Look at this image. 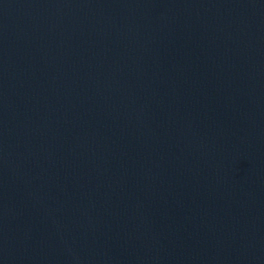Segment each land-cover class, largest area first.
<instances>
[{
  "label": "water",
  "instance_id": "95a60500",
  "mask_svg": "<svg viewBox=\"0 0 264 264\" xmlns=\"http://www.w3.org/2000/svg\"><path fill=\"white\" fill-rule=\"evenodd\" d=\"M0 264H264V0H0Z\"/></svg>",
  "mask_w": 264,
  "mask_h": 264
}]
</instances>
